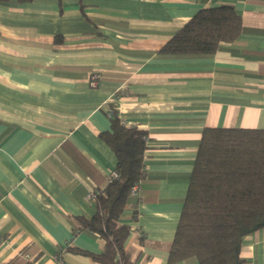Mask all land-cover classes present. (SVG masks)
I'll list each match as a JSON object with an SVG mask.
<instances>
[{
  "label": "crops",
  "instance_id": "crops-1",
  "mask_svg": "<svg viewBox=\"0 0 264 264\" xmlns=\"http://www.w3.org/2000/svg\"><path fill=\"white\" fill-rule=\"evenodd\" d=\"M232 6L240 36L212 55L159 50L200 9ZM92 74L100 76L92 86ZM114 104L147 134L146 176L124 212L134 264L169 249L206 127L264 129V0L0 1V264H101L105 239L76 233L116 159L100 133ZM243 264H264V228Z\"/></svg>",
  "mask_w": 264,
  "mask_h": 264
},
{
  "label": "trees",
  "instance_id": "trees-1",
  "mask_svg": "<svg viewBox=\"0 0 264 264\" xmlns=\"http://www.w3.org/2000/svg\"><path fill=\"white\" fill-rule=\"evenodd\" d=\"M7 1V0H0ZM26 2L30 0H18ZM241 15L229 5L200 9L159 50L167 56L214 54L240 36ZM111 129L100 137L115 155L118 176L94 192L95 213L78 217L76 233L92 231L105 239L101 252L72 248L101 264H134L126 248L131 226L123 223L132 187L145 179L147 134L123 124L114 104L107 109ZM264 228V129L206 127L202 131L183 200L170 263L243 264L246 236ZM26 264H34L26 263Z\"/></svg>",
  "mask_w": 264,
  "mask_h": 264
},
{
  "label": "built area",
  "instance_id": "built-area-1",
  "mask_svg": "<svg viewBox=\"0 0 264 264\" xmlns=\"http://www.w3.org/2000/svg\"><path fill=\"white\" fill-rule=\"evenodd\" d=\"M100 80V76H98L97 74H92L90 77V83L92 84V86H97ZM118 176V173L115 170H112L108 173V180H111L112 178H115ZM142 186V181L141 182H137L131 190V195L133 197H138L139 193H140V189ZM94 192L95 190L92 189L90 190V192L87 194V199L88 200H92L94 199Z\"/></svg>",
  "mask_w": 264,
  "mask_h": 264
}]
</instances>
